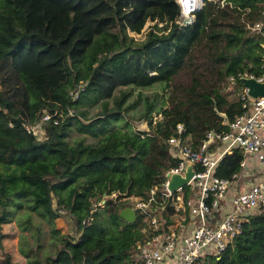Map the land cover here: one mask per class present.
I'll use <instances>...</instances> for the list:
<instances>
[{
    "label": "trees",
    "instance_id": "16d2710c",
    "mask_svg": "<svg viewBox=\"0 0 264 264\" xmlns=\"http://www.w3.org/2000/svg\"><path fill=\"white\" fill-rule=\"evenodd\" d=\"M179 14L176 0H0V246L11 236L2 224L17 218L21 230L32 228L33 244L21 250L29 264H141L142 213L120 216L129 204L123 196L146 195L175 164L168 137L194 146L206 129L227 127L222 119L242 112L226 91L228 75L240 89L238 71L264 70L258 32L247 25L264 18V0H202L186 24ZM147 22L144 39L128 34ZM181 71L188 80L166 95L141 91L165 90ZM54 109L57 123L27 130ZM133 117L147 127H135ZM241 157L238 148L225 154L216 173L231 174ZM32 212L57 235L54 252L39 253ZM65 214L72 227L61 231L55 219ZM197 264H264V207L223 251Z\"/></svg>",
    "mask_w": 264,
    "mask_h": 264
},
{
    "label": "built area",
    "instance_id": "2783aa9c",
    "mask_svg": "<svg viewBox=\"0 0 264 264\" xmlns=\"http://www.w3.org/2000/svg\"><path fill=\"white\" fill-rule=\"evenodd\" d=\"M180 5L177 21L193 20L202 0H176ZM260 32L264 18L247 24ZM264 58V57H263ZM237 75L264 81V70ZM229 81L235 75H228ZM70 94L77 96V90ZM238 98L243 110L232 120L222 119L227 127L208 128L194 146L180 135L168 137L175 164L164 172L161 182L150 186L146 195L123 196L134 211L142 213L143 236L136 241V258L141 264H197L202 255H217L241 232L247 216L264 207V95L253 97L242 83ZM61 112L44 111L26 123L28 131L43 132V124L57 123ZM161 113L153 115V121ZM177 130L182 124H176ZM239 149V168L227 176L216 173L221 158ZM191 164L192 174L185 184L169 187L171 173H184ZM117 192L109 196L114 197ZM104 201V199H103Z\"/></svg>",
    "mask_w": 264,
    "mask_h": 264
},
{
    "label": "rangeland",
    "instance_id": "374dc122",
    "mask_svg": "<svg viewBox=\"0 0 264 264\" xmlns=\"http://www.w3.org/2000/svg\"><path fill=\"white\" fill-rule=\"evenodd\" d=\"M161 24V23H159ZM151 25V22H147L146 25L143 27L142 32L140 33H135V32H131L128 31V34L133 36V38L135 40H142L145 37V33L146 31L149 29ZM188 80V75L184 72L181 71L178 75H176V78L171 81V83L165 87V90H163V87L160 84H156L154 86H150V87H146V88H142L141 91L143 93L148 94V96L150 98H153L155 96V94L157 93V96H160V94H165V92L168 91V89L172 88L174 86L173 82L179 83V82H186ZM167 89V90H166ZM137 91V90H135ZM226 91L228 93V96L230 98L233 97H237L238 93L240 91V89L238 87H235L233 82L229 81L228 86L226 87ZM168 93V92H167ZM109 104H112V101H110ZM97 108L96 107H89L88 108V113H93ZM133 125L135 127L138 128H146V121L143 120H138L135 119V117H133L130 120ZM103 202V199H102ZM23 211L24 208H20L17 210V216L19 217V219L21 221H24L25 216L23 215ZM31 221L33 223H37L40 224L41 226V234H40V242L42 244V246L40 247V251L39 253L42 254H48L50 252H54L56 247H57V235L53 234V233H49V228H50V224L46 221H44L43 219H41L40 217H38L35 213L32 212L31 214ZM56 221V225L61 226L60 228L63 230H68L71 229V220L68 217L67 214L58 217L57 219H55ZM2 229L4 231H9L11 234V236H6L3 237L1 240V246H0V264H4V259H6V254L9 255V261L12 262H16V263H20L22 262L24 263V257L21 253L22 249L28 250L29 246L33 243V239L30 235V230H32V228L27 231V230H21V228L18 225V221L17 218H14L13 220H11L10 222H6L2 224ZM13 234V235H12ZM31 255L34 254L31 253ZM208 259V258H207Z\"/></svg>",
    "mask_w": 264,
    "mask_h": 264
},
{
    "label": "water",
    "instance_id": "95a60500",
    "mask_svg": "<svg viewBox=\"0 0 264 264\" xmlns=\"http://www.w3.org/2000/svg\"><path fill=\"white\" fill-rule=\"evenodd\" d=\"M240 81L248 87V94L256 97L259 95H264V81H258L254 77L250 76H240ZM192 174L191 164L187 163L185 165L184 173H171L169 175V187L174 189L178 185L185 184L186 181ZM261 208V206H260ZM120 216L124 217L128 221H133L135 218L134 209L129 206H123L119 211Z\"/></svg>",
    "mask_w": 264,
    "mask_h": 264
},
{
    "label": "crops",
    "instance_id": "0c3cea01",
    "mask_svg": "<svg viewBox=\"0 0 264 264\" xmlns=\"http://www.w3.org/2000/svg\"><path fill=\"white\" fill-rule=\"evenodd\" d=\"M254 42L257 45L258 54L261 55L262 57H264V29L262 31L258 32L257 37L255 38ZM57 226H59V225H57ZM59 227H61V226H59ZM61 231H65V230L62 229ZM23 257H24V259H23L24 263L29 264L27 261V258L24 255H23ZM14 263L15 264H23L22 262H20V263L19 262L18 263L12 262V264H14Z\"/></svg>",
    "mask_w": 264,
    "mask_h": 264
},
{
    "label": "clouds",
    "instance_id": "9594fccd",
    "mask_svg": "<svg viewBox=\"0 0 264 264\" xmlns=\"http://www.w3.org/2000/svg\"><path fill=\"white\" fill-rule=\"evenodd\" d=\"M195 12V11H194ZM179 16V15H178Z\"/></svg>",
    "mask_w": 264,
    "mask_h": 264
}]
</instances>
